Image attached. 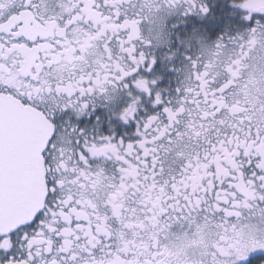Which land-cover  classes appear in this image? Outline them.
<instances>
[{
    "label": "snow or ice",
    "instance_id": "1",
    "mask_svg": "<svg viewBox=\"0 0 264 264\" xmlns=\"http://www.w3.org/2000/svg\"><path fill=\"white\" fill-rule=\"evenodd\" d=\"M0 264H264V0H0Z\"/></svg>",
    "mask_w": 264,
    "mask_h": 264
}]
</instances>
